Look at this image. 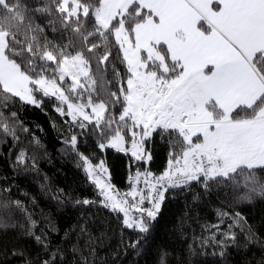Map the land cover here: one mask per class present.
I'll return each instance as SVG.
<instances>
[{
    "label": "snow or ice",
    "instance_id": "1",
    "mask_svg": "<svg viewBox=\"0 0 264 264\" xmlns=\"http://www.w3.org/2000/svg\"><path fill=\"white\" fill-rule=\"evenodd\" d=\"M30 10L46 15L54 10L64 33L75 38L52 47L45 39L41 47L35 33L43 29L32 26ZM25 26L26 44L18 39ZM112 38L126 77L113 64L119 89L107 102H96L97 89L111 85L106 72ZM77 43L79 50L71 51ZM85 52L99 55L96 73ZM37 93L54 97L56 111L81 129L94 125L101 150L125 151V129L137 161L152 160L144 145L154 134L169 136L173 149L180 145L179 153H169L168 167L155 183H148L152 173L145 172L147 194L133 186L124 198L113 194L99 173L93 175L107 171L103 161L93 168L80 155L103 206L123 213L127 228L147 233L165 191L193 182L208 188L210 182L227 183L247 172L244 187L251 184V192L264 197V183L256 175L264 171V0H49L34 9L21 0H0V96L41 107ZM109 105L120 107L118 119L108 115ZM4 131L9 132L7 124ZM71 146L77 147L76 135ZM17 159L24 162V153ZM128 196L139 197L130 205L139 218L130 216ZM145 200L150 208L142 207ZM16 205L21 207L19 201ZM35 239L43 243L40 236Z\"/></svg>",
    "mask_w": 264,
    "mask_h": 264
},
{
    "label": "trees",
    "instance_id": "2",
    "mask_svg": "<svg viewBox=\"0 0 264 264\" xmlns=\"http://www.w3.org/2000/svg\"><path fill=\"white\" fill-rule=\"evenodd\" d=\"M41 2L49 0H21L29 9ZM28 15L34 28L39 25L43 29L35 33L41 47L45 39L52 47L75 38L70 31L64 33L54 10L51 15L30 10ZM26 32L25 26L18 36L25 44ZM94 42H99V37ZM114 45L112 38L106 72L111 85L97 89L99 95H93L96 102H107L110 92L119 89L113 64L126 77ZM80 47L77 43L71 51ZM104 50L101 47L98 52ZM85 54L96 73L99 55ZM36 95L41 107L0 96V264H264V197L259 191L251 192V184L244 187L247 172L227 183L210 182L208 188L193 182L182 189H167L156 219L148 221L149 231L140 233L124 225L123 213L103 206L104 198L89 179L80 155L88 157L93 167L103 161L112 184L124 195L133 186L137 188V172L146 170L159 177L168 167L169 153H179L180 145L173 149L169 136L154 134L144 145L152 155L150 161L135 160L127 149L101 150L100 133L94 131V125L81 129L56 111L59 102L54 97ZM120 110L109 105L108 115L118 119ZM4 124L9 132L4 131ZM124 134L128 148L132 137L126 129ZM73 135L77 136L75 150ZM21 152L24 162L17 159ZM256 175L264 183V171ZM245 195L251 200L242 201ZM84 199L90 203L84 204ZM126 199L130 216L139 218L140 213L130 208L139 197ZM142 207L150 208L151 203L145 200ZM36 236L43 243H38Z\"/></svg>",
    "mask_w": 264,
    "mask_h": 264
},
{
    "label": "built area",
    "instance_id": "3",
    "mask_svg": "<svg viewBox=\"0 0 264 264\" xmlns=\"http://www.w3.org/2000/svg\"><path fill=\"white\" fill-rule=\"evenodd\" d=\"M145 172H146V170L140 172L141 175H140V177H139L138 180L136 179L135 184H136V186H137L138 189L143 190V191H145V190L146 191H149L148 186H147V184L145 182V180H146ZM97 173H99L100 179H101L102 183L106 181V182H108V183H110L112 185V192H113V194L119 193L120 194V197L121 198H124V195L121 192H119L115 188V186L112 184L111 179H110V175L108 173V170L106 172H101L99 169H97L96 172L93 175L95 176ZM154 178H157V177H155L153 175L151 177H147L148 183H155V179ZM168 189H170V188H168ZM161 190H163V189H161ZM133 203H135V202H132L131 204H133ZM130 208L133 209L132 207H130Z\"/></svg>",
    "mask_w": 264,
    "mask_h": 264
},
{
    "label": "rangeland",
    "instance_id": "4",
    "mask_svg": "<svg viewBox=\"0 0 264 264\" xmlns=\"http://www.w3.org/2000/svg\"><path fill=\"white\" fill-rule=\"evenodd\" d=\"M69 82H70V81H69ZM85 102H86V101H85ZM85 111L91 113V109H85ZM68 119L71 120L70 117H68ZM131 146H132V141L130 142V145H129L128 148H127V149H129V151H131ZM93 168H95V166H94Z\"/></svg>",
    "mask_w": 264,
    "mask_h": 264
},
{
    "label": "water",
    "instance_id": "5",
    "mask_svg": "<svg viewBox=\"0 0 264 264\" xmlns=\"http://www.w3.org/2000/svg\"><path fill=\"white\" fill-rule=\"evenodd\" d=\"M127 145H128V144H127V142H126V143H125V149H127Z\"/></svg>",
    "mask_w": 264,
    "mask_h": 264
},
{
    "label": "crops",
    "instance_id": "6",
    "mask_svg": "<svg viewBox=\"0 0 264 264\" xmlns=\"http://www.w3.org/2000/svg\"><path fill=\"white\" fill-rule=\"evenodd\" d=\"M127 151H128V152H131V151H129V149H127Z\"/></svg>",
    "mask_w": 264,
    "mask_h": 264
}]
</instances>
